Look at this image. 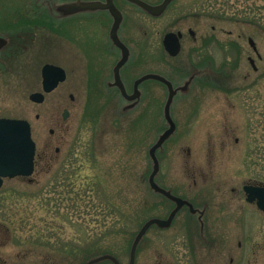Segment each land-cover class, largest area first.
I'll return each mask as SVG.
<instances>
[{
    "label": "rangeland",
    "instance_id": "obj_1",
    "mask_svg": "<svg viewBox=\"0 0 264 264\" xmlns=\"http://www.w3.org/2000/svg\"><path fill=\"white\" fill-rule=\"evenodd\" d=\"M123 5L118 32L128 47V93L148 72L168 79L174 92L176 129L156 151L155 182L194 211L180 208L169 226L153 223L139 237L176 207L148 183L149 149L168 128V86L145 82L133 101L112 89L120 51L111 21L92 26L101 41L71 29L72 45L40 35L21 60L0 58V118L27 120L37 154L45 155L31 176L0 188V261L264 264V218L243 192L264 184V0H172L158 16ZM174 31L184 34L177 65L162 47ZM47 63L66 68L67 79L36 104L29 96L42 91Z\"/></svg>",
    "mask_w": 264,
    "mask_h": 264
},
{
    "label": "water",
    "instance_id": "obj_2",
    "mask_svg": "<svg viewBox=\"0 0 264 264\" xmlns=\"http://www.w3.org/2000/svg\"><path fill=\"white\" fill-rule=\"evenodd\" d=\"M130 2L136 4L146 12L151 15H160L165 8L171 3L172 0H164L161 4L156 6L148 5L140 0H129ZM109 9L112 16L114 17L113 27L110 32L111 39L114 44L118 46L122 51V56L119 62L114 68V79L115 83L120 89L121 95L127 101H133L138 98V84L147 79H156L169 88L168 97L165 103L164 115L168 124V128L163 132V134L158 138L156 143L149 149V156L153 162V169L148 178L149 186L152 190L164 195L166 198L172 200L176 207L167 217V219H153L145 224L139 233V237L148 230L149 226L155 223L158 226L166 227L169 226L170 222L174 218L176 212L182 208L184 205L188 206L190 211L193 212L194 209L192 205L179 197L170 195L163 188H160L155 182V176L158 171V160L156 157L157 149L163 144V142L174 133L176 125L172 118L170 117L169 109L173 99L174 92L172 91L171 84L159 75L147 74L137 79L134 83V92L128 95L125 91L122 82L120 80L119 70L127 61L128 49L126 46L120 42L117 37V30L121 22L120 13L114 7L112 0H108V3L104 6ZM191 31V30H190ZM182 37L181 32H168L163 36L162 45L166 53L175 57L181 48L180 38ZM249 44L254 47V43L251 39H248ZM6 40L0 38V49L5 46ZM255 49V48H254ZM249 61L253 60L249 58ZM253 63V62H252ZM42 78V92H34L30 94V101L40 104L44 101V95L52 92L56 87L65 81L66 73L58 66L46 64L41 69ZM68 111L64 110L62 116L63 119L68 118ZM34 155H35V144L31 138L30 124L26 120L22 119H8L0 118V188L5 178H15V177H29L34 171ZM243 191L246 196V201L252 202L256 201L260 209L264 210V187L244 185ZM132 251V256L134 255Z\"/></svg>",
    "mask_w": 264,
    "mask_h": 264
},
{
    "label": "flooded vegetation",
    "instance_id": "obj_3",
    "mask_svg": "<svg viewBox=\"0 0 264 264\" xmlns=\"http://www.w3.org/2000/svg\"><path fill=\"white\" fill-rule=\"evenodd\" d=\"M140 1L148 5L156 6V5L161 4L164 0H162L159 3H154V4H152L151 1L148 3L143 0H140ZM107 3H108V0H0V38H3L4 40H6L5 46H3L0 49V58L2 57L1 59H3L5 62L11 60V57H14L17 60H19L21 58V55L25 54L24 53L25 50L24 52H22L21 50H23L26 47L27 43H31L30 44V46H32L30 49V53H31L33 49V43L37 42L40 35H43V37L44 35L48 36L49 39L54 40L55 45L61 44V42H64V41H65L64 42L65 44L67 43V44L72 45L75 43L72 38L70 39L69 37L68 39L67 36L65 35V33H67L66 32L67 30H70V29L73 30V33L77 37L80 34H86V35H95L99 39L100 35L96 32L95 33L93 32L92 26L95 25L96 30H98L99 28L105 27V25H107L111 21L112 23L109 29V35H110L111 29L114 23V17L112 16L109 9L104 7ZM112 3L114 7L116 8V10L120 13L121 21H122V17L124 14L123 4L125 3L133 4L129 0H112ZM134 5L137 6L136 4ZM54 29H56V32H54ZM174 32L177 33L181 31H174ZM187 33L193 40H195V37H194L195 33L194 31H192V29H188ZM181 34H182V37L180 38L181 48H180L179 53L175 57L169 56L166 53V51H164L163 49L165 55L167 56V59L170 62L176 61L181 56L182 41L184 39V34L182 32ZM119 35L120 33L117 30L118 39L120 40V42H122L126 46V44L123 42L122 38ZM110 39H111V36H110ZM99 41L101 40L99 39ZM111 42H113L112 39H111ZM13 47H15V49ZM117 48L120 51V59H121L122 51L118 46ZM126 48L128 49L127 46ZM252 48L254 51H256L255 46ZM19 51H21L22 54H18ZM25 55H29V54H25ZM128 60H129V57L127 58V61L124 63V65L120 68L119 74H120V80L122 82V85L125 91L127 92L128 95H131L134 92V83L137 79L147 74H153V75H157V74L148 72V73L143 74L142 76L137 77L135 80H133L131 92L128 93L127 85H126L127 83L124 82V79L122 78V72H123V69H125V67L127 66ZM252 62L249 61L252 71L257 72V68L254 63V60ZM175 63L176 65L181 64L180 60H177ZM173 67H175V65ZM114 68L112 71L113 77H114ZM63 69L65 73L68 74L66 68H63ZM102 69L103 67L101 68V71L96 76L97 79L104 78L102 77L103 76ZM175 70H179V66H177ZM179 76L181 75L179 74ZM165 80L169 82L168 79H165ZM145 82H154L156 84L161 85L160 81L156 79H147L141 82L140 84H138V87H137L138 92H139L140 86L144 84ZM103 83L104 82L102 81V85ZM104 86H107V85L104 84ZM112 89L117 94L121 95L120 89L116 85L115 81H114ZM121 97L125 99L122 95ZM69 99L73 101L74 97L72 95H69ZM50 134L53 135V131H50ZM36 149H37V146H36ZM54 151L56 154L59 153L58 148H55ZM44 156L45 155L37 154L35 150V160H34L35 165H36L37 159L38 160L43 159ZM251 185L264 187V184L262 183H254ZM248 204L254 207L253 209L256 212V215H261L264 218V210L259 208L256 201L248 202ZM0 264H6V263L0 261Z\"/></svg>",
    "mask_w": 264,
    "mask_h": 264
},
{
    "label": "trees",
    "instance_id": "obj_4",
    "mask_svg": "<svg viewBox=\"0 0 264 264\" xmlns=\"http://www.w3.org/2000/svg\"><path fill=\"white\" fill-rule=\"evenodd\" d=\"M248 21H249V22H252V23L254 22V21H252V20H250V19H248Z\"/></svg>",
    "mask_w": 264,
    "mask_h": 264
},
{
    "label": "bare ground",
    "instance_id": "obj_5",
    "mask_svg": "<svg viewBox=\"0 0 264 264\" xmlns=\"http://www.w3.org/2000/svg\"><path fill=\"white\" fill-rule=\"evenodd\" d=\"M42 68V67H41Z\"/></svg>",
    "mask_w": 264,
    "mask_h": 264
}]
</instances>
